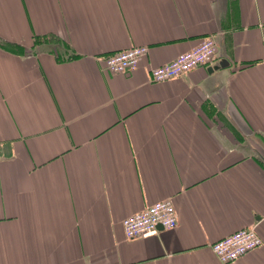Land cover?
<instances>
[{
  "label": "crops",
  "instance_id": "1",
  "mask_svg": "<svg viewBox=\"0 0 264 264\" xmlns=\"http://www.w3.org/2000/svg\"><path fill=\"white\" fill-rule=\"evenodd\" d=\"M206 37L215 69L149 81ZM167 199L177 226L127 241ZM251 226L231 264H264V0H0V264H220Z\"/></svg>",
  "mask_w": 264,
  "mask_h": 264
},
{
  "label": "built area",
  "instance_id": "2",
  "mask_svg": "<svg viewBox=\"0 0 264 264\" xmlns=\"http://www.w3.org/2000/svg\"><path fill=\"white\" fill-rule=\"evenodd\" d=\"M146 46L121 50L105 59V70L112 74H127L137 69L146 55ZM217 56V47L212 37H206L192 50L180 54L170 63L148 72L151 83H163L185 76L199 67H211ZM125 239L134 241L155 235L159 227L172 230L177 226V214L172 200L158 201L140 212L122 220ZM262 246L255 226L247 227L211 244L210 249L220 264H231Z\"/></svg>",
  "mask_w": 264,
  "mask_h": 264
},
{
  "label": "water",
  "instance_id": "3",
  "mask_svg": "<svg viewBox=\"0 0 264 264\" xmlns=\"http://www.w3.org/2000/svg\"><path fill=\"white\" fill-rule=\"evenodd\" d=\"M211 69H215V66L214 67H211ZM159 228H161V227H159Z\"/></svg>",
  "mask_w": 264,
  "mask_h": 264
}]
</instances>
